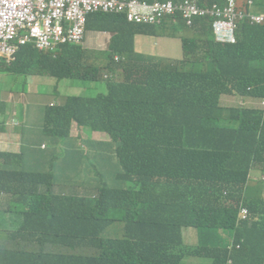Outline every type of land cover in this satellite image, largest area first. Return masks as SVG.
<instances>
[{
  "label": "trees",
  "instance_id": "1",
  "mask_svg": "<svg viewBox=\"0 0 264 264\" xmlns=\"http://www.w3.org/2000/svg\"><path fill=\"white\" fill-rule=\"evenodd\" d=\"M197 1L221 8L226 2ZM253 1L264 12V0ZM188 21L133 25L124 13L98 12L88 16L87 30L113 34L108 50L86 49L85 41L54 52L27 45L11 65L0 63L8 77L70 79L76 87L109 81L107 94L49 107L47 133L59 150L77 146L74 122L103 133L96 139L109 140L98 145L121 166L113 179L98 178L93 199L51 187L38 192L23 185L19 163H1L0 195L7 197L0 203V264H187L189 257L264 264V182L248 176L251 168L264 172V110L220 102L225 93L264 100V26L238 23L236 43L222 44L208 21ZM181 33L193 35L181 37L182 59L135 52L137 36ZM31 83L49 106L41 81ZM9 158L22 156L0 154V161ZM241 202L253 213L251 225L237 226ZM187 228L197 230L195 245L185 243Z\"/></svg>",
  "mask_w": 264,
  "mask_h": 264
},
{
  "label": "built area",
  "instance_id": "2",
  "mask_svg": "<svg viewBox=\"0 0 264 264\" xmlns=\"http://www.w3.org/2000/svg\"><path fill=\"white\" fill-rule=\"evenodd\" d=\"M96 12H127L128 20L139 24L184 17L191 25L192 18L212 17L216 40L229 44L236 43L239 21L264 24V16L245 15L233 0L223 8L200 7L197 0L153 5L138 0H0V62L11 64L27 45L54 52L61 45L82 44L87 18Z\"/></svg>",
  "mask_w": 264,
  "mask_h": 264
},
{
  "label": "crops",
  "instance_id": "3",
  "mask_svg": "<svg viewBox=\"0 0 264 264\" xmlns=\"http://www.w3.org/2000/svg\"><path fill=\"white\" fill-rule=\"evenodd\" d=\"M113 34L108 32H93L88 31L83 46L86 49H99L96 48L97 44H106L110 46ZM181 37H184L182 33L176 37L169 38H148L144 36H137L135 44V52L145 57L157 58L160 60L168 61L169 59H179L171 56L172 50H167L162 40H169L173 42H180L179 49L182 50ZM171 38V39H170ZM179 39V40H178ZM144 40V43L139 41ZM176 44V43H175ZM9 81H0V104L2 108V114L0 115V154H6L10 156H22L20 160L9 158L7 161H0L9 166L12 163H19L16 165V172L21 171V178L24 179V186L32 187L40 191H46L51 187L55 191V185H62V181L68 178L66 170L59 164V149L58 144L52 143L51 147L47 144V131H46V118L45 113L48 108L53 106H61L65 104L68 97L71 96H85V97H97L108 93L109 81H100L92 83L90 94L66 96L64 94L60 97L58 103L45 102L40 95L32 91L30 88L31 81H25V86L19 90L11 85L17 81H12V84L8 86L6 84ZM24 82V81H22ZM121 83L123 81H115ZM24 84V83H23ZM79 84L85 86L90 83L80 81ZM19 92L23 93L24 96H19ZM8 93V96L3 94ZM232 97L234 94H224L221 97V102L224 101V97ZM242 102L245 101H260L258 98L250 97L249 99L240 98ZM27 101H33L30 109L25 108ZM19 114L21 116L19 117ZM74 128V125H72ZM93 134H103L94 131ZM88 139H90L88 137ZM109 139H102L100 141H108ZM92 144L95 147H101L98 144L100 141L96 137L91 138ZM103 144V143H101ZM71 156L78 155L79 146L71 147L66 149ZM70 159L74 157L66 158V164L69 163ZM78 161V159H75ZM116 162V161H115ZM94 181L81 182L79 183L80 189L74 192L64 190L62 192H56L57 194H63L67 196L81 197V198H93L97 197V193L91 192L93 189ZM15 187H18V181L15 180ZM7 196L5 194L0 195V203Z\"/></svg>",
  "mask_w": 264,
  "mask_h": 264
},
{
  "label": "rangeland",
  "instance_id": "4",
  "mask_svg": "<svg viewBox=\"0 0 264 264\" xmlns=\"http://www.w3.org/2000/svg\"><path fill=\"white\" fill-rule=\"evenodd\" d=\"M241 4L247 3L249 0H239ZM192 33H183L182 35L184 37L190 38L193 37L191 35ZM165 38L173 37V35L169 36H163ZM177 37V36H175ZM171 39V38H170ZM179 40V39H178ZM140 43H144V40L139 41ZM161 43L163 46L169 50H173L172 56L174 58H183V51L179 49L180 42L176 41L174 44L173 42L169 40H162ZM96 48L100 49H106L108 48V45L106 44H97L95 45ZM102 73L105 76V79L107 76H109V72L106 70H102ZM120 74H122L120 72ZM0 81H9L6 84L10 86L12 84V81H17L14 84H12V87H16L19 90L23 86H25V83L23 84L21 81H41V85L39 86V92L41 95L45 96V99L47 101H52L54 103H58L60 100V95L66 93V96H71V95H79L75 93H80L83 95H88L90 94L91 90V85L87 84L85 86H82V84H79L78 87L73 86L72 82L73 80L70 79H63V80H58V79H46V77H22V76H6L4 74H0ZM32 84V83H31ZM74 91L75 93H72ZM19 96H24L23 93L19 92ZM5 97L8 96V93L3 94ZM33 101H27L25 103V108L30 109L32 107ZM239 107L243 106L249 110H264V102L260 101H245L242 103V101L237 97V96H232V97H224V101L222 104V108H227V107ZM52 107V106H51ZM21 114H19V117ZM74 128H71L70 135L71 138L74 141H77V145H79L82 141L88 139V135L91 134V131L89 129H86V131L82 128H80L76 123L73 124ZM96 138H105L104 135H94L93 133L91 134L92 137ZM53 138L51 135L48 134L47 136V144L49 147H51V144L53 143ZM61 142V141H58ZM64 145V143H63ZM93 148V147H91ZM65 148H62L59 150V159L60 162L59 164L61 165L62 168L66 170V173L68 175V178L62 181L63 184H66L63 188L64 190H69L71 192L77 191V190H82L80 189L79 183L81 182H89V181H94L96 179V182L93 184V193H97L96 187L99 184L98 178L102 177L103 175H106V173L109 171V168L112 171L120 170L121 166L118 162H114L113 157L111 158V161L109 163V166L105 161H102V163H96L95 159L93 158V155L85 149V152H87L86 159H81L79 164H75V159H70L69 163L65 165L66 163V158L64 157V150ZM260 178L264 180V174L260 173L259 174ZM257 179V178H256ZM260 182H263L260 180ZM56 192H59L62 189L61 185H55ZM187 231H193L194 235H187ZM183 236L185 243L187 245H195L198 239L197 235V230L195 228H187L184 229L183 231ZM185 263L187 264H210V261L205 258H195V257H189L185 259Z\"/></svg>",
  "mask_w": 264,
  "mask_h": 264
},
{
  "label": "clouds",
  "instance_id": "5",
  "mask_svg": "<svg viewBox=\"0 0 264 264\" xmlns=\"http://www.w3.org/2000/svg\"><path fill=\"white\" fill-rule=\"evenodd\" d=\"M138 1H140V2H146V3L150 4V5H153L155 3H168V2H172L174 4H177V3L181 2V1H176V0H166V1L154 0L152 2L147 1V0H138ZM182 1H184V0H182ZM233 1L236 3L238 10L241 11L242 13H244L247 16L248 15L264 16V12H260V11L257 10V7H256L255 2L253 0H249L245 4H241V2L239 0H233ZM229 2H230V0H226V2L224 3V7H226L229 4ZM198 5H199V3H198ZM213 5H217V4H213ZM207 6H212V5H206L204 7H207ZM96 13H98V12H96ZM122 13L126 14V16L128 17L127 12H122ZM198 20H206V21H208L210 23L211 28H212L213 34L215 36L214 24H215L216 19H214L212 17H206L205 19H198ZM87 21H88V18H87ZM127 21L130 24H133V25H141L139 23L129 21L128 18H127ZM245 23H247V24H249L251 26H264V24H256V23L253 24V23H251V21L248 18H245L244 20L239 21V24H241V25H243ZM142 24H145V23H142ZM236 31H237V29H236ZM86 34H87V25H86ZM235 36H236V34H235ZM85 38H86V35H85ZM215 39H216V37H215ZM84 41H85V39H84ZM222 44H229V43H222ZM61 46H63V45H61ZM116 61H119V57H116ZM0 63H2V62H0ZM11 64H9V65H11ZM0 74H2V73H0ZM106 78H108V76ZM253 98H256V97H253ZM258 99H260V102H264L263 99H261V98H258ZM74 123H76V122H74ZM80 128H82V129H84L86 131L85 128H83V127H80ZM46 131H47V122H46ZM90 135H88V137L90 139H86V140L82 141V143H80L78 145L79 146L78 155L71 156V155H69L68 151L65 149L64 150V157L65 158L74 157L75 159H78V161H75V164L78 165L81 159H86V156H87V152H85V149H86L88 151V154L90 152L93 155V158L95 159L96 163H102V161H105L106 160V163L109 166V163H110L112 157H113L114 162L115 161L116 162L119 161L118 158L114 154H112L110 150H108L106 148H103V147H95L92 144L91 136ZM52 138H53V136H52ZM53 141H56V140L53 138ZM91 147H93V148H91ZM113 172L114 171H112L109 168V171L106 173V175H103L102 176V179H105L106 177H110V178L113 179V176H112V173ZM16 173H18V177L20 179H22L20 177L21 176V171L18 170ZM260 173L264 174V172H262V170L259 167L255 168V169L254 168H251V170L249 172V175H248L250 177V182H252L253 184L260 182V180L264 182V180H262L260 178V176H259ZM22 180L24 181V179H22ZM36 190L38 192L40 191L38 189H36ZM225 195H227V194H225ZM226 204L227 205H230V204L236 205V203L233 202V201H227ZM253 221H254L253 213L251 212V210L248 207H246L241 202L240 205H239V207H238L237 226H240V225H243V224L251 225Z\"/></svg>",
  "mask_w": 264,
  "mask_h": 264
},
{
  "label": "flooded vegetation",
  "instance_id": "6",
  "mask_svg": "<svg viewBox=\"0 0 264 264\" xmlns=\"http://www.w3.org/2000/svg\"><path fill=\"white\" fill-rule=\"evenodd\" d=\"M225 94H226V93H225ZM222 96H223V95H222ZM222 96H221V97H222ZM220 102H221V99H220ZM222 104H223V102H221V106H222ZM231 107H235V106H231Z\"/></svg>",
  "mask_w": 264,
  "mask_h": 264
}]
</instances>
